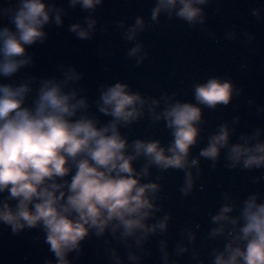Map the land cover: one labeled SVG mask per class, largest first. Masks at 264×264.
Returning a JSON list of instances; mask_svg holds the SVG:
<instances>
[{"label":"clouds","instance_id":"obj_1","mask_svg":"<svg viewBox=\"0 0 264 264\" xmlns=\"http://www.w3.org/2000/svg\"><path fill=\"white\" fill-rule=\"evenodd\" d=\"M206 2L158 0L152 18L156 19L162 10L170 15L176 10L177 16L191 23L202 19L198 5ZM71 3L90 9L101 0H71ZM49 11L44 0H20L19 8L11 15L15 31L7 27L0 29V74L9 76L27 63V59L18 57L23 56L24 45L44 36L42 26L49 20ZM55 20L61 23L59 15ZM93 23L90 21L88 28ZM142 27V20L137 18L128 38ZM72 30L81 38L89 35L79 25H73ZM138 50L139 46L132 48L130 55ZM74 78L77 77L67 76V79ZM126 89L127 85L116 83L102 93L99 110L115 119L98 128L93 119H70L79 108L86 107V102L76 100L75 93H65L52 80L42 83L32 107L25 106L27 84L18 87L0 84V192L7 189L10 198H17L15 207L7 202L0 205V221L10 224L14 232L25 225L42 224L46 240L59 258L58 264H68L66 253L78 247L90 228L95 227L99 234L112 224L113 230L122 227V235L128 236L137 230L146 235L155 227H166L164 221L153 227L145 224L154 207L149 193L155 192L158 185L139 183L138 177L147 174V167L143 173H136L131 162L143 154L149 163L161 168L185 167L189 147L196 142L195 125L201 119V109L191 103L170 105L162 115L172 129L171 146L165 149L159 141L137 140L133 144L134 154L126 155L123 150L127 144L117 124L136 119L141 112L138 105L145 103L139 94ZM232 90L229 81L210 78L195 86V99L215 107L217 103L227 104ZM228 138V129L221 126L218 134L210 137L209 145L201 150V155L215 160L219 149L227 146ZM228 158L233 166L242 159L244 167L264 165V142L232 145ZM191 163L196 164V160ZM73 165L75 172L70 181L58 183L56 178L72 171ZM191 183L189 178L185 191ZM231 210L230 206H224L213 220L235 225L237 220L226 215ZM242 218L245 222L233 240L242 241L243 246L229 243L225 249L227 258L221 253L216 256L215 264H264V203L257 204L255 197H250L245 202ZM223 231L221 225L213 234Z\"/></svg>","mask_w":264,"mask_h":264},{"label":"water","instance_id":"obj_2","mask_svg":"<svg viewBox=\"0 0 264 264\" xmlns=\"http://www.w3.org/2000/svg\"><path fill=\"white\" fill-rule=\"evenodd\" d=\"M44 3L46 9H50L49 20L42 26L44 36L24 45L25 52L18 58L27 59V63L9 76L0 74V84L12 87L27 84L29 92L25 96V106L28 107L34 105L45 80L60 84L65 93H75L76 100H85L88 37L78 36L72 26L79 25L88 30V8L80 3L73 5L71 0H44ZM19 6L20 0H0V29L7 27L15 31L11 15ZM56 15L61 18L60 24L56 23ZM68 75L77 78L67 79ZM81 117H84V107L79 108L70 119ZM74 172L73 165L72 171L64 177H57L56 181H70ZM64 190L67 191L66 185ZM4 202L15 207L17 198H10V193L5 189L0 192V205ZM46 236L40 223L25 225L14 232L10 224L0 221V264H58L59 258L51 250ZM69 252L65 255L67 261Z\"/></svg>","mask_w":264,"mask_h":264}]
</instances>
